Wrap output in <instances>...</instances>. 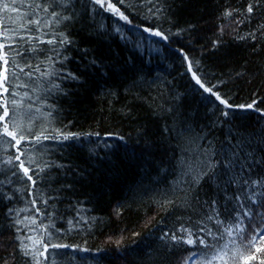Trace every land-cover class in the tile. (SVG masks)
<instances>
[{"label":"trees","instance_id":"trees-1","mask_svg":"<svg viewBox=\"0 0 264 264\" xmlns=\"http://www.w3.org/2000/svg\"><path fill=\"white\" fill-rule=\"evenodd\" d=\"M72 2L80 15L59 24L41 9L33 12L34 0H15V11L0 10V44L5 45L10 63L15 58L12 68L18 75L10 88L18 95L11 98L20 101L24 93L29 97L19 107L8 105L15 112L9 129L17 131V138L23 134L27 139L13 147L15 141L5 137L10 143L0 145V160L20 155L25 166L36 172L37 165H51L40 174L35 188L26 178L8 184L11 172L7 165H0V181H4L0 184V264H35L31 256L22 254L16 236L32 237L25 243L32 246L41 264H182L194 249L173 246L171 234L187 238L182 227L199 235H203L200 227L213 231L218 227L206 219L215 215L211 207L201 208L194 200L190 207L186 205L191 174L182 175V170L191 166L194 174L207 159L206 150H218L229 129L247 135L264 128L259 111L240 108L255 100L256 109L264 110V0L252 14L246 9L256 0H161L166 9L163 16L149 12V0H125L124 4L112 0L130 24L103 9L92 20L84 14L80 0ZM225 9L234 10L227 20L222 15ZM36 16L50 23L41 24L39 31L32 25L21 27ZM117 25L120 32L115 30ZM220 25H227L223 34ZM145 27L161 30L168 39L144 32ZM60 32L74 44L61 47L35 39L59 40ZM29 37L33 38L30 42ZM215 40L221 43L214 48ZM31 47L47 51L27 52ZM54 48L61 52L59 58L51 51ZM80 49L88 50L89 59L94 56L110 66L107 75L95 69L84 71L87 60ZM18 51L24 56L17 55ZM184 55L208 86L217 85L214 90L232 107L225 108L195 85ZM49 56L54 61L69 57L64 65L81 77L80 82L42 77L41 72L62 67L50 62ZM3 67L0 61V71ZM20 67L31 72V77L20 73ZM53 79L64 92L47 91ZM21 84L26 86H17ZM223 111L229 115L224 117ZM56 129L80 134V139L40 143L32 139L42 131L55 136ZM29 159L35 163L28 164ZM15 165L23 177L19 161ZM200 187L204 189L202 202L215 195L214 185L206 180L197 191ZM216 198L223 213L225 200L222 195ZM15 220L24 223L18 225ZM164 232L169 237L161 240ZM230 239L225 234L223 243ZM52 244L67 247L52 248ZM261 245L264 241L257 247ZM46 246L48 251L40 256ZM237 248L244 257L256 255L248 264L264 260V251L244 250L237 240L224 249L228 264H243ZM202 259L194 257L193 264H201Z\"/></svg>","mask_w":264,"mask_h":264},{"label":"snow or ice","instance_id":"snow-or-ice-1","mask_svg":"<svg viewBox=\"0 0 264 264\" xmlns=\"http://www.w3.org/2000/svg\"><path fill=\"white\" fill-rule=\"evenodd\" d=\"M261 0H256V3H249L246 9L248 14H252L254 11V7L259 5ZM12 3H15V0H12ZM12 3L5 2V0H0V10L7 12L9 10L15 11L12 7ZM120 4H124L125 0H119ZM149 3L152 4V7L149 8V12L152 13L153 16H163L166 11L165 8L161 6V0H149ZM81 8L86 9L85 15L89 16L92 20L95 19L96 15H100V9H103L104 12H111L114 16H118L119 20L124 21L125 23H131L129 17L125 15L124 12L120 11L119 8L112 3V0H80ZM96 6H99L98 8ZM60 8V11L56 9ZM72 11H69V9ZM33 12L36 9H41L43 12L48 13L51 17H56V23H62L65 21H72L77 18L80 14L75 11V5L72 0H44L43 3L35 2L32 5ZM51 9V11H50ZM234 11V10H233ZM233 11L225 9L223 12V18L227 20L228 18L233 16ZM67 13V14H65ZM50 21H44L36 16L35 19H29L27 24L21 25V27L27 28L28 25H32L35 27L36 31H39V26L43 24L47 27ZM239 23V21H237ZM67 27V25H66ZM193 27V26H189ZM227 25H220L219 32L223 34ZM264 27V26H262ZM99 29L103 31L104 25L100 24ZM116 32H120L121 29L119 25L116 26ZM144 32H148L150 35L159 37L162 40H167L168 35L162 32L159 29L148 28L145 27L143 29ZM7 29H5V33ZM60 39H49L47 41H42L39 37H36L39 43H47L49 45L59 44L61 47L74 44V41L69 35H66L64 32H60L57 34ZM250 35L255 36V33H251ZM264 35V33H262ZM21 39H24L21 37ZM32 37H29V42L32 40ZM239 39H245V37H239ZM221 41L215 40L213 41V47H217ZM5 48L4 44H0V61L3 62V71H0V107L3 108V114L0 115V145L10 143L9 140L4 139L5 137L11 138V140L15 141V145L13 147L19 146L21 141L27 139L23 134L19 135L17 138V131L10 130L9 125L12 122V118L15 116V112H10L8 105H12L13 108L19 107L25 98H29L27 93H24L23 97H21L20 101L16 99H12L11 97H15L18 95L14 90L10 91L12 87L13 78L16 77L18 79V75L15 71H13L12 65L16 64L15 58L13 57L9 59V53L4 52ZM30 53H37L40 51H47L44 49H38L36 47H31L26 50ZM55 53V56L59 58L61 56V52L59 49H51ZM83 53H85V59L87 63L83 65L84 71H88L91 69L98 70L104 75H107L110 66L104 64L103 61H98L94 56L90 59L87 56V49H80ZM17 55L23 57L24 52H17ZM50 62H59L62 67L59 69H53L51 71L45 70L41 72L42 77H54L55 79H59L61 81H76L80 82L81 77L77 75V73L72 72L67 69L66 65H64V61L68 60L69 57L64 56L62 59L53 60L52 56L47 57ZM184 60L188 62L187 71L191 73L192 80L195 82L200 89L203 90L204 93L209 94L210 97H215V101H219V104L224 105L225 108L232 107L228 101L215 91L214 89L217 85L208 86L204 80L198 75V72L193 69V64L187 57L184 55ZM19 67V65H16ZM26 67H32L30 64H27ZM20 73H23L25 76L31 77V72H25L23 67L19 68ZM36 71H39V67L36 68ZM55 79L50 81L49 87L47 91L49 93L53 92H64V89L61 88L60 84L55 82ZM20 87H24L26 85H17ZM5 93H9V96H5ZM66 94V93H65ZM256 101L254 100L251 104L241 105L242 109H253L259 111L262 116H264V110L256 109ZM31 106L29 105V108ZM49 107H54L53 105H49ZM39 111V109H37ZM50 116L51 113H48ZM222 115L227 117L229 112L223 111ZM167 131V129H166ZM56 135L52 136L51 134H45V132H41L39 135H35L32 137L36 143H40L42 140L55 139L59 141H70L75 140L78 141L80 139V134L77 133H65L60 129L55 130ZM96 135H99L98 133ZM111 136L112 134H107ZM233 137H235V142L233 143ZM121 139H123L121 137ZM19 151V149H17ZM264 128L258 130L257 132L248 133L247 135L243 133H233L231 129L226 136V141L221 144V147L213 152L211 149L206 150L205 155L207 159L202 160L200 162V167L193 174V169L191 166H188L187 171L182 170V175L191 174L190 180L187 182V189L185 193V203L187 206H191V201L194 200L195 204L200 206L201 208L204 205H208L211 207L212 212L215 214L207 215L206 219L214 220V223L218 226L216 231H213L211 228L200 227L199 233H203V235H199L193 232L191 229L187 227H182L181 231L187 233V238L177 236L175 233L171 234V242L173 246L176 245H188L194 250L191 251L186 257L183 259L182 264H193L194 257H202L201 264H220L221 261L224 264H228V261L225 260V256L227 253L224 252V249L228 247V243L236 244L237 240L241 242V246L244 250L254 249L255 253H259L264 251V245L257 247L261 241H264V211H260L264 209ZM23 155V153H21ZM19 161L18 167L23 170V177L19 176V173L15 170L16 165L15 162ZM35 163L34 160L29 159L28 164ZM0 165H7L8 170L11 172V177L7 179L8 184H12L15 180L23 181L25 178L27 181H30L33 188L39 183L41 173L45 172V169L51 167L49 164H44L42 167H39V171L36 172L34 169H30L25 166L24 161L21 160L20 155L9 156L5 160H0ZM34 173L35 177L33 174ZM255 177V178H254ZM207 181L211 183L215 187V195L209 197L203 202L200 199V193L204 192L202 187L197 191V186L201 185L202 181ZM4 181H0V184H3ZM235 188V191L232 189ZM30 194H32L30 192ZM206 195V193H205ZM225 200L224 211L221 213L217 205L220 201L216 198V196H221ZM5 199H11V196H6ZM48 199H52L51 196ZM47 203V201H44ZM169 204H173L172 200L167 201ZM231 204L230 208L228 205ZM33 207L36 206V201H32ZM11 213V209L8 210ZM39 211V209H37ZM19 213H17L18 215ZM221 215L225 216V219H221ZM225 220H228V223L225 224ZM247 220V223H245ZM257 220L259 222H257ZM15 224H23L24 222L21 220H15ZM30 223H35L34 219L30 220ZM71 224V221H69ZM199 223V222H198ZM223 227V231H220V227ZM17 232L20 231L19 228L16 229ZM225 234L227 237L232 238L228 243H223L225 240ZM195 236V238H193ZM169 237L168 232H164L160 237L161 240H165ZM15 239L19 242L18 247L24 256H31L35 261V264H41V261L36 258V254L32 251V246L28 243H25V240H32L30 236H16ZM38 243V242H36ZM52 248H65L66 245L61 244H52ZM48 251V247L46 246L43 252H40V256H45V252ZM86 251V250H85ZM237 254L241 256L243 260V264H248L249 260L257 259L256 255L253 254L251 256L244 257L243 252L240 251V248H237ZM47 259V257H45ZM261 264H264V260H261Z\"/></svg>","mask_w":264,"mask_h":264}]
</instances>
